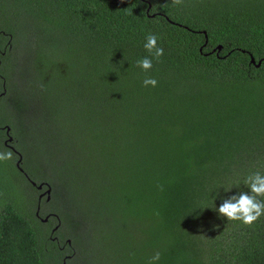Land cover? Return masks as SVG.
<instances>
[{
  "label": "trees",
  "instance_id": "16d2710c",
  "mask_svg": "<svg viewBox=\"0 0 264 264\" xmlns=\"http://www.w3.org/2000/svg\"><path fill=\"white\" fill-rule=\"evenodd\" d=\"M15 1L62 29L64 54L60 40L51 46L59 48L60 59L37 52L49 70L19 69L23 88H18L8 65L15 57L17 68L22 55L14 56L16 27L0 0V105L9 102L18 119L33 116L52 149L66 134L73 136L63 123L67 117L60 115L67 106L57 101L69 87L62 80L84 90L82 101L78 97L73 104L79 105V122L67 123L83 127L77 142L86 155L76 173L86 184L80 191L91 215L111 217L118 232L121 222L133 228L121 236L111 230L114 236L105 238L111 264H149L156 252V264H264V215L249 227L218 212L224 199L250 194L248 175L264 173V0ZM149 34L164 49L159 59L144 47ZM217 45L222 48L212 51ZM71 50L70 59L65 54ZM249 54L261 61L259 67ZM145 57L153 64L148 71L137 66ZM59 60L70 74L57 67ZM146 77L157 85L145 87ZM23 121L10 124L0 117V152L8 149V137L21 156L31 152L20 137ZM33 137L32 132L39 151ZM11 165L0 162V264H62L69 238L76 249L66 264H79L85 222L72 212L69 194L51 181V202H62L52 240V220L39 223L34 205L29 209V199L15 195L6 180ZM13 167L28 182L27 195L33 194L37 188L27 174Z\"/></svg>",
  "mask_w": 264,
  "mask_h": 264
},
{
  "label": "rangeland",
  "instance_id": "374dc122",
  "mask_svg": "<svg viewBox=\"0 0 264 264\" xmlns=\"http://www.w3.org/2000/svg\"><path fill=\"white\" fill-rule=\"evenodd\" d=\"M3 1H5L7 4L3 6V11L7 13L8 17L12 18V20L9 19L8 21L13 22V25L15 24L16 27L15 31L17 32L16 36L19 47L18 50L14 53V56H16V53H18V55H22V61L19 63L17 68L15 67V64L17 62L15 57L11 59L8 65V72H11V78L12 80H15L17 87L23 88L21 82L18 80V70L25 68L31 74L41 71L47 72L49 69L44 67L43 64L36 59L37 52L43 54L53 53L54 59H60L59 48L53 50L51 46L54 42H56V40H60V50L62 51V48L65 47L62 42L66 38V34H62V29L58 30V27H55L56 24L41 20V18L37 16L38 14L28 13L24 11L27 8L24 6H19V3H17L15 0ZM207 1L208 0H198V2L200 3H206ZM10 5H13L16 10H9ZM65 56L71 59L73 56V51L71 50L70 53L66 52ZM1 64L2 62L0 63V66ZM71 64L72 72L77 73L78 71L76 70V67L78 66L79 62L75 60V62H72ZM56 65L57 67L62 68L65 72L69 71L68 74H70V67L68 68L63 60H59ZM68 65H70V63H68ZM35 83L36 86L40 85L37 81ZM62 83L63 87H69L65 90L61 87V93L57 96V101L59 102V104L64 103V105L67 106L65 109L60 110V115L67 117V120H65L63 123H65L66 125V131L71 133L73 136L66 134V140H64V142L62 143L57 142V147L54 146L51 149V145L53 144L49 142V140L43 138L42 133L44 130L37 131L35 129V120L32 119L33 116L25 115V119L23 115L20 116L21 119L15 117L10 108L9 102H2V105H0V117H4L10 124H13L15 120L23 121L24 119L23 124L19 129V131H21L22 133L20 137H23L25 146H32V149L30 150L31 152H29L28 155L24 153V157L22 156L21 165L25 173L36 183L44 182V189H46V185H50L51 197L53 196L55 191V188L53 187L51 181L55 180L59 187L64 189L69 194L67 202L69 203L72 212L74 214L81 215L80 219L84 220L85 224L83 226V229L85 231L83 230V232L85 233L82 235V256L84 258H79L78 263L81 264V261L83 260L84 263L88 264H111L109 256L111 254L110 250L112 247L109 244L107 245V240L105 238L107 236H114V234L110 232H112L111 230H115L116 232H118V228L115 229L111 224L113 222H110V220L112 219L111 217L105 218V215L103 214H99L97 217L91 215L93 209H91V205L88 202L87 196L82 193V191H80V187L85 186L86 181L78 180L80 176L76 173V169H78L79 165L81 166V163L78 162L79 158L86 155V153L83 152V149L79 146L80 144H82V142H77V140L81 139L79 138V136L80 132L82 133L83 131V127H80V125H82L80 123H74L73 126L72 123H69V125H67V123L70 121L74 120L79 122L80 120V114L78 112L79 108L77 107L79 105L76 104L75 106H73V104L79 101L77 99L78 97L80 100L82 99V97H84L82 94L84 93V90H77V88L74 89L75 86H71L68 83L67 77L62 80ZM41 85H43L44 87L49 86V84L44 83H42ZM25 88L31 89L30 87ZM69 90H72L70 98H68L66 95ZM28 93L29 96H32L31 91H29ZM84 101H86V98H84L83 103ZM34 102V100L31 101L32 104H34ZM75 131L77 132L74 134ZM32 132L34 135L33 138H35V144H37L39 147V151L33 144L34 141L31 140ZM91 145L95 147V144L91 143ZM16 160L17 158L9 160L12 165L8 168V173L6 171V180L11 186H13L12 190L15 195H18L20 199L21 197H23L24 199H29L30 202L28 203L27 201V207H29L30 209L34 205L33 211L35 213L39 191L33 189V194L27 195L26 187H28V182L24 179V177L16 172L15 168L13 167L15 166ZM65 168H68L70 172ZM51 197L48 202H45L43 200V202L41 203L38 218L39 223H46V221L40 220V218H44L50 212L57 213L55 210H57V208H60V206L62 205L61 199H54L51 202ZM81 210H85V213H83ZM51 220V225L54 226L56 224L54 228H59L61 221L56 220L55 218H51ZM119 227L120 229L118 233L120 236L121 233L125 232V230L130 232L133 231L132 227L126 228L127 225L123 224L122 222L121 224L119 223ZM54 228L53 232L55 231ZM50 236L51 235H49V237ZM53 236L56 235L54 234ZM64 239H67V237H65ZM65 241L70 243V245L68 246H70L71 248L69 249L68 247V250L66 249V254L70 255L71 253H73L72 250L74 248L76 249V246H72L70 238Z\"/></svg>",
  "mask_w": 264,
  "mask_h": 264
},
{
  "label": "clouds",
  "instance_id": "9594fccd",
  "mask_svg": "<svg viewBox=\"0 0 264 264\" xmlns=\"http://www.w3.org/2000/svg\"><path fill=\"white\" fill-rule=\"evenodd\" d=\"M174 5H181L183 0H172ZM157 36L149 34L146 38L144 47L156 59L164 55L163 47L158 46ZM137 66L145 71L153 67L152 60L145 57L137 61ZM155 78L146 77L143 81L145 87L157 85ZM14 153L11 149L0 152V162L12 160ZM16 165V164H15ZM17 167V166H16ZM17 169H19L17 167ZM245 185L250 189V194L240 192L223 200L218 208L220 216L226 217L228 221H239L245 226H252L264 215V173L256 171L248 175L244 181ZM160 260V253L156 252L149 264H156Z\"/></svg>",
  "mask_w": 264,
  "mask_h": 264
},
{
  "label": "flooded vegetation",
  "instance_id": "af4514ba",
  "mask_svg": "<svg viewBox=\"0 0 264 264\" xmlns=\"http://www.w3.org/2000/svg\"><path fill=\"white\" fill-rule=\"evenodd\" d=\"M1 53H3L4 54V51H2ZM1 62V61H0ZM4 145L8 148V149H11L13 152H14V154H15V157L17 158V160H18V156H19V154L20 153H18L17 151H16V149L12 146V145H10L8 142H6V140L4 141ZM17 160H16V162H17ZM16 162H15V164H16ZM22 164V158H21V161H20V166H22L21 165ZM21 172V171H20ZM24 175H25V173L24 172H22ZM28 180H29V178H28ZM45 188V184H43V187L41 188V189H37L38 191H39V194H38V197H37V200H38V204H37V206H39V211H40V208H41V203L43 202V200L45 201V202H48L49 200H50V197H51V194H50V196H48L47 194H45L44 193V189ZM46 217H47V219H46V222H48L51 218H55L56 220H59V219H57V217H56V214L55 213H53V212H50L48 215H46ZM57 223H58V221H57ZM56 225V224H55ZM55 225L54 226H50V239H52V240H56V236H53L54 235V232H53V228L55 227ZM54 230H56L55 228H54ZM56 242H58V241H56ZM67 245H70V243H68L67 242ZM74 253V252H73ZM71 257V254L70 255H67L66 253L63 255V257H62V261H63V263L62 264H66V261L65 260H67V259H69Z\"/></svg>",
  "mask_w": 264,
  "mask_h": 264
},
{
  "label": "water",
  "instance_id": "95a60500",
  "mask_svg": "<svg viewBox=\"0 0 264 264\" xmlns=\"http://www.w3.org/2000/svg\"><path fill=\"white\" fill-rule=\"evenodd\" d=\"M204 36H205V37H204V39H205V43H204V45H205L206 42H207V36H206V33H204ZM221 48H222L221 45H217L215 48L212 49V51H215L216 49L219 51ZM249 56H250V63L254 64L256 67H259L260 64H261V61L256 62V61H255V58L253 57L252 54H249ZM5 133H6L7 135L9 134V128H6V129H5ZM11 140H12V138H11V137H8L6 141H11ZM18 157H19V158H18V160H17V162H16V166L19 168V170H21L22 172H24L23 168L19 165L22 156L19 154ZM25 174H26V173H25ZM25 176L29 178L28 175H25ZM29 180H30L31 184H32L33 186H35L37 189H41V188L43 187V184H44V183L37 184L35 181L31 180V178H29ZM44 193L47 194L48 196H50V194H51V186H50V185H46V189L44 190ZM35 214H36V216L39 217V206H37ZM56 217H57V219H59L57 215H56ZM46 219H47L46 216H45L44 218H40V220H43V221H46Z\"/></svg>",
  "mask_w": 264,
  "mask_h": 264
}]
</instances>
